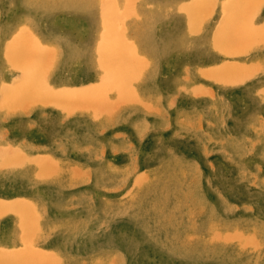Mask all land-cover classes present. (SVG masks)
Wrapping results in <instances>:
<instances>
[{"label":"rangeland","instance_id":"1","mask_svg":"<svg viewBox=\"0 0 264 264\" xmlns=\"http://www.w3.org/2000/svg\"><path fill=\"white\" fill-rule=\"evenodd\" d=\"M89 4L0 0V252L264 264V56H190L181 43L178 56H133L113 14L72 11ZM98 23L78 88L52 86L43 41L75 26L86 39ZM241 32L219 30L217 46Z\"/></svg>","mask_w":264,"mask_h":264},{"label":"crops","instance_id":"2","mask_svg":"<svg viewBox=\"0 0 264 264\" xmlns=\"http://www.w3.org/2000/svg\"><path fill=\"white\" fill-rule=\"evenodd\" d=\"M89 1V8L72 11L113 14L107 24L123 44L137 49L133 56H178L174 52L180 43L190 44V56H221L216 51L264 56V0H101L99 8L97 0ZM100 28V23L90 26L86 39L81 27L60 29L50 35L54 41H43L44 56L50 49L52 86L78 88L72 84L77 83L83 56H98ZM228 28L241 30L243 37L230 47L225 36L217 46L218 31ZM84 41L90 42L89 52L83 50Z\"/></svg>","mask_w":264,"mask_h":264},{"label":"bare ground","instance_id":"3","mask_svg":"<svg viewBox=\"0 0 264 264\" xmlns=\"http://www.w3.org/2000/svg\"><path fill=\"white\" fill-rule=\"evenodd\" d=\"M153 1V0H152ZM184 21V20H183ZM258 23V22H257ZM146 24V23H145ZM35 25V24H34ZM141 25V24H140ZM255 26V25H254ZM145 30V29H144ZM145 33V32H144ZM147 34H149L147 32ZM147 36V35H146ZM199 39V38H198ZM201 39V38H200ZM186 43V42H185ZM208 43V42H207ZM188 44V43H187ZM151 49V48H150ZM154 49V48H153ZM190 50V49H189ZM155 51V50H154ZM6 52V51H5ZM7 60V59H6ZM99 67V66H98ZM154 70V69H153ZM224 83V82H223ZM200 85V84H199ZM100 88V87H99ZM26 89V88H25ZM120 90V89H119ZM29 92V91H28ZM145 95V94H144ZM104 101V100H103ZM78 102V101H77ZM115 103V102H114ZM82 107V106H81ZM21 110V109H20ZM65 110V109H64ZM7 113V112H6ZM14 113V112H13ZM29 113V112H28ZM98 113V112H97ZM109 117V116H108ZM114 117V116H113ZM251 118V117H250ZM113 121V120H112ZM107 123V122H106ZM112 124V123H111ZM264 124V123H263ZM263 126V125H262ZM241 134V133H240ZM229 142V141H228ZM230 143V142H229ZM240 147V146H239ZM240 149V148H238ZM235 150V149H234ZM41 156V155H40ZM233 159V158H232ZM240 164V163H239ZM33 165V164H32ZM243 167V166H242ZM44 171V170H43ZM94 171V170H93ZM130 174V173H129ZM81 178V177H80ZM126 179V178H125ZM98 181V180H97ZM243 181V180H242ZM105 183V182H104ZM86 184V183H85ZM118 190V189H117ZM122 190V189H121ZM153 190V189H152ZM153 193V192H152ZM153 195V194H152ZM147 196V195H146ZM156 196V195H155ZM131 199V198H130ZM152 199V198H151ZM134 200V199H133ZM17 204V203H16ZM12 208L15 206L11 205ZM17 207V206H16ZM166 207V206H165ZM11 208V209H12ZM16 209V208H15ZM14 209V210H15ZM138 210V209H137ZM12 211V210H11ZM16 211V210H15ZM156 212V211H155ZM163 212V211H162ZM161 213V212H160ZM169 213V212H168ZM8 214V213H7ZM136 219V218H135ZM165 219V218H164ZM161 222V221H160ZM85 223V222H84ZM159 223V222H157ZM86 224V223H85ZM87 225V224H86ZM164 225V224H163ZM166 225V224H165ZM162 226V225H161ZM147 227V226H146ZM148 229V228H147ZM170 230V229H169ZM13 233V232H12ZM150 233V232H149ZM171 233V232H170ZM30 234V233H29ZM231 234V233H230ZM53 236V235H52ZM75 236V235H74ZM29 238V237H28ZM213 239V238H212ZM231 240V239H230ZM252 240V239H251ZM256 241V240H255ZM65 242V241H64ZM172 244V243H171ZM253 244V243H252ZM246 245V244H245ZM248 245V244H247ZM174 248V247H173ZM258 249V248H257ZM260 249V248H259ZM10 251V250H9ZM12 251V250H11ZM15 251V250H14ZM32 252V251H30ZM19 254V252H17ZM34 256L33 252L31 254H23V255H14L12 252H0V264H25L28 259ZM32 259V258H30ZM33 261V259H32ZM228 261V260H227ZM33 263H37L33 262ZM29 264V263H28Z\"/></svg>","mask_w":264,"mask_h":264}]
</instances>
